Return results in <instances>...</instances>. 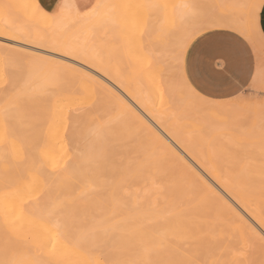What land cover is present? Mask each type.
I'll return each mask as SVG.
<instances>
[{
  "label": "snow or ice",
  "instance_id": "snow-or-ice-1",
  "mask_svg": "<svg viewBox=\"0 0 264 264\" xmlns=\"http://www.w3.org/2000/svg\"><path fill=\"white\" fill-rule=\"evenodd\" d=\"M13 9L24 15L12 19ZM217 30L230 33L256 62L246 87L226 99L206 93L188 72L197 45ZM121 41L130 56L142 54L140 63L153 78L181 93V113L149 111L136 98L153 120L202 117L205 126L219 121L231 133L225 138L224 178L242 191L259 184V233L232 219L231 205H221L200 176H178L144 149L127 162L108 149L111 124L139 114L100 88L87 102L76 85L96 79L92 68L110 76L105 56ZM28 45L61 58L34 54ZM226 70L227 64L220 75ZM65 109L87 117L90 152L74 181L42 184L46 173L60 169L41 147L43 135L26 133L44 124L51 135L50 120L66 133ZM30 154L40 168L29 166ZM0 176V264H257L240 259L257 243L264 264V0H62L51 16L30 3L0 5ZM89 220L92 226H83ZM234 237L238 245L229 251L237 258L216 259L224 241Z\"/></svg>",
  "mask_w": 264,
  "mask_h": 264
},
{
  "label": "rangeland",
  "instance_id": "rangeland-1",
  "mask_svg": "<svg viewBox=\"0 0 264 264\" xmlns=\"http://www.w3.org/2000/svg\"><path fill=\"white\" fill-rule=\"evenodd\" d=\"M162 2H166V3H168L169 5H172V4H176V3H179V2H181V0H162ZM197 2H199V3H204V4H212V3H216V4H219V3H228V2H230V0H197ZM28 4V3H30V4H33V0L31 1V0H0V5H2V4ZM39 4V3H38ZM42 8V7H41ZM46 11V10H45ZM168 11V14H169V16L171 17V15H172V8L171 7H169V9L167 10ZM47 13H53V12H55V9L53 10V11H46ZM22 15H24V10L23 9H13V16H12V18L13 19H15L17 16H22ZM41 28L43 29V25H41ZM48 31V30H47ZM231 36V34L230 33H228V32H226V31H224V30H217L213 35H209V37L207 38V39H205V40H203L200 44H198L197 45V47H196V49H195V51L193 52V54L189 57V60H188V72H189V74H190V76H192L193 78H195L196 79V82L200 85V87L201 88H203L204 89V91L206 92V93H210V94H212L214 97H217V98H219V99H226L227 98V95L229 94V93H233V92H235V90H236V88L237 87H240L241 89H243L244 87H246V85L244 84V81L248 78V75H249V73L250 72H255L256 71V62H255V59L254 58H249V55H248V53L243 49V47L241 46V45H239L235 40H233V38H230V40H225V38L226 37H230ZM232 37V36H231ZM120 43H122V41L120 42ZM114 44V45H112V46H110V49H109V52L107 53L108 54V56L109 57H107V55H106V59L107 58H110L111 60H108L107 59V61L105 60V63H108L107 65L109 66V68H110V70H112L114 67H115V65H117L119 68H118V71L117 72H119V70L121 71V70H123V68H121V67H124L125 68V70H123V72H120L121 74H122V76H120V73H118V75L120 76V77H122V79L124 78V76H125V79H123L124 80V82L122 81V79L121 78H118V79H121L120 81L121 82H123V83H121L122 85L124 84L125 85V83H129L130 84V82H132V84H130V86H135L137 83V86H142L143 88H142V90H145L146 89V82H147V80H151V82L153 83V85H154V89L156 88L155 86H157L159 89H161V86L162 85H164V83L163 84H160L161 82L159 81L160 79H159V77H156V78H152V76L150 75V70H147V67L146 66H143L141 63H140V60H139V56L138 55H141V53L139 54V52H137V61L134 59L135 57H136V55H134L135 57H133V55L132 56H129L128 54H129V52H128V49L123 45V43H122V45L121 44ZM28 47V46H27ZM29 48V47H28ZM123 49H124V51L125 52H127V53H124V51H123ZM30 50V49H29ZM123 52H122V51ZM31 51V50H30ZM32 53H33V51H31ZM40 52H42V56H44V54L46 55H48L49 56V54L48 53H50V52H46V51H40ZM40 52H37V53H40ZM124 55V57L127 59V60H129L128 62H127V64H128V66H126V60L124 59V57H123V55ZM10 55H17V53H10ZM46 55V56H47ZM224 55H227L228 56V60L227 61H225L224 59H222V57L224 56ZM45 56V57H46ZM47 56V57H48ZM50 56L52 57L53 56V58L55 57V59H60L61 58V56H59V55H56V54H51L50 53ZM122 56V57H121ZM117 57V58H116ZM122 59H121V58ZM132 58V59H129V58ZM114 58V59H113ZM119 58V59H118ZM66 59H68V58H66ZM123 59L125 60V61H123ZM109 61H111V62H109ZM115 61V62H114ZM135 61V62H134ZM68 62H70L71 63V60H70V58L68 59ZM132 62V63H131ZM78 63V62H77ZM110 63V64H109ZM114 63V64H113ZM119 65H118V64ZM133 63H136V64H134V68L131 66V65H133ZM114 66H113V65ZM225 64H227V70L226 71H224V74H223V76L222 75H220V73H221V71L224 69V66H225ZM106 65V64H105ZM105 65H103V67L106 69V67L108 68V66L106 65V67H105ZM112 66H113V68H112ZM146 68V70H145V68ZM109 68H108V70H109ZM126 68H127V73H126ZM94 69V68H93ZM85 70L86 71H89V69L87 68V66H85ZM96 70V69H95ZM107 70V71H108ZM143 71H145V72H147V73H145V72H143ZM232 71H239V73L240 74H238V75H232V74H230V72H232ZM101 72H103V71H101ZM100 72V74L101 75H103L104 76V73H101ZM132 72V73H131ZM144 73H145V75H144ZM99 74V75H100ZM131 75V76H130ZM94 76V75H93ZM134 76V77H133ZM102 77V76H101ZM105 77V80H106V78H110V77H106V76H104ZM151 79H150V78ZM96 78H98V77H96ZM132 79V80H129L128 81V79ZM103 79V80H102ZM102 79H100V81L98 80V79H95V81L92 83V81L91 82H86V83H88V84H86V88L84 89V90H82L81 89V92H82V98H84V97H86V98H84V99H86V100H88V101H90V100H95V98H96V93L94 92V91H91L90 90V88L92 87L93 89H95V88H100V86L98 87V84H99V82H101V84H103L102 86H105V87H107V89H109V90H111L112 91V93H115V94H117V93H119L118 95H120V96H122L123 94H122V92L119 90H113L111 87H110V84L107 82V81H105L104 80V78H102ZM146 79V80H145ZM109 80H111V78L109 79ZM125 80H126V82H125ZM135 80V81H134ZM158 80V82H160V83H156V85L154 84L155 82L154 81H157ZM107 82V83H106ZM164 82H167L166 80L164 81ZM94 84L95 83V85H97V86H91L90 84ZM169 84V83H168ZM167 83H165V85L167 86V89H166V91H169V92H172L171 94H173V93H175V94H178V97H180V99H181V93H180V91H179V89L178 88H176L175 86H171L170 85V89L171 90H169V88H168V85ZM87 85H90V86H87ZM164 85V86H165ZM120 86V85H119ZM165 86V87H166ZM121 87V86H120ZM148 87V86H147ZM163 87V86H162ZM173 87V88H172ZM88 88V89H87ZM141 88V87H140ZM158 88H156L157 90H159ZM164 88V87H163ZM162 88V89H163ZM92 89V90H93ZM121 90H123V88H120ZM155 89V91L153 90V92L151 91V97L152 98H154V101H155V104H156V101H157V105L158 106H160V107H157V105H156V108H160V109H164V108H166V109H164V110H168V109H170V108H167V107H170V105H168L169 103L171 104V107H172V109L171 110H173L174 108V112L176 111V112H183V110H181V109H179V107H181V103H177V95H176V97L177 98H175L174 100H173V96L170 94V95H168L169 94V92L168 93H166L165 92V94H164V96H166V98H164V96H163V107L161 108V103H160V93L161 92H163V90L161 91V90H159V91H157ZM88 90H90L91 92H88ZM84 91V92H83ZM106 91V90H105ZM157 91V92H156ZM121 92V93H120ZM158 92H160L159 93V95H158ZM112 94L111 92H102V94L105 96H107L108 94ZM164 93V92H163ZM117 95V96H118ZM168 95V96H167ZM180 95V96H179ZM159 96V97H158ZM172 96V97H171ZM123 97V96H122ZM168 97H171L172 98V100L170 99V98H168ZM168 98V99H167ZM166 99L168 100V101H166ZM179 99V100H180ZM178 100V102H181V100L179 101ZM174 101V102H173ZM91 102V101H90ZM168 102V103H167ZM174 106H176L177 105V107H174ZM176 104V105H175ZM178 108V109H177ZM67 110V109H66ZM66 113H67V115H66ZM64 115H66V119H67V125H68V123H69V127H68V132H66L65 133V131H64V129L63 130H60L59 131V129H61L62 128V126L60 125V123H57L56 125H57V130H55V132L53 131L54 129H55V126H54V128H53V125H55V123L56 122H58V121H54V120H50L48 123H49V125L51 126V129H52V132L51 133H53V134H55L54 136H55V140H56V142L54 141V140H50V138H54L53 136H52V134L51 135H49L48 134V125H45L44 126V135L46 134V136H45V139H43V140H45V144H47V147L45 148V145L43 146V143L44 142H42L41 144H42V146H43V149L45 150V149H48V150H50L49 152H48V150L46 151V152H48L51 156H52V158L53 157H55V158H57L56 156H53L54 154H57L58 152H57V150L59 151L60 149H62L63 148V150H60L59 151V153L60 154H58V159H57V161L58 162H56L57 164H58V166H59V169H61L60 171H62L65 167V172H67L66 171V169L69 171V170H71L72 172H73V169L72 168H74V166L76 167L77 165L79 166L80 165V163L81 164H83V166L85 165V162H83L82 163V161H81V159L83 160V158H81V159H79V153L81 152V157L84 155V153L83 152H85V151H88V150H86V149H90V147H91V144H89V143H92L90 140H86L85 139V137H86V134H87V130L85 129L86 128V126H85V124H84V126H83V122H84V120L85 121H87V119H85V118H87V117H85V118H82L81 117V119H79V120H77L79 123H76L77 121H75V124H73V126H72V121H71V123H70V119H68L71 115H70V112L67 110L65 113H64ZM70 115V116H69ZM72 115L73 116H71V117H76L77 115H75V114H73L72 113ZM75 115V116H74ZM69 116V117H68ZM70 117V118H71ZM77 118V117H76ZM80 118V117H79ZM192 119H194V120H197V118H195V117H191ZM72 119V118H71ZM84 119V120H83ZM125 119V120H124ZM124 119H122V120H120V121H115V122H113L112 124H111V126H116V125H118V124H127V122L128 121H126V116L124 117ZM200 119H202V118H200ZM200 119H198V120H200ZM254 119H257L258 120V114L254 117ZM74 120H76L75 118H74ZM124 120V121H123ZM122 121V122H121ZM126 121V122H125ZM116 122H118V123H116ZM119 122H121V123H119ZM196 122V121H195ZM199 123H201L202 124V120H200V121H198ZM74 123V122H73ZM130 123V122H129ZM128 123V124H129ZM204 123V122H203ZM52 124V125H51ZM115 124V125H114ZM127 124V125H128ZM41 125V127L43 126V124H40ZM127 125H121V127H124V130H122L121 132L123 133L124 131H126L127 133H129V129L132 131V134L131 133H129V134H125V135H127L128 137L129 136H131V137H129L130 139H120V140H118V139H116L117 137H116V135H115V133H112L113 131H116L113 127V131L111 132L110 130V132L112 133V134H114V137H116V138H112L111 136H109V135H107V141L108 142H111V143H109V144H111V145H115V143H117L115 146L113 145V147H114V149H113V147H112V149H111V146H110V149H111V151L113 150H117V149H119V151L122 149H124L123 151H125V153H127V155L125 154H123L124 155V158L127 160V157H128V155H129V157L130 156H133V155H135V151L133 152V150H137L139 147V149H145V151H146V148L147 147H150L151 146V143L147 140V137L145 136V132L141 129V130H139L140 129V127H138L137 125H135V124H133V123H130L129 125H128V127L129 126H131L129 129L127 128ZM203 126H204V128H205V125L204 124H202ZM70 126H72V127H70ZM82 126V127H81ZM111 126H110V128H111ZM40 126H39V128H41ZM83 127H85V128H83ZM135 127V128H134ZM139 129H138V128ZM213 127V128H212ZM212 129L210 128V127H207L206 126V129H210L211 130V132H215L213 135H216V134H224V135H222V137L224 136V138H223V140H225V138L226 137H228L229 136V134L231 135V133H229L228 134V132H226L225 130H223L222 128H221V126H220V122L218 121L216 124H214V125H212ZM38 128V127H37ZM72 128V129H71ZM116 128V127H115ZM35 129H36V127H35ZM43 129H41V131L43 130ZM135 129V130H134ZM214 129V130H213ZM71 132H70V131ZM72 130H74V131H72ZM134 130V131H133ZM213 130V131H212ZM30 131V130H29ZM28 131V132H29ZM33 131H34V129H33ZM32 131V132H33ZM39 131H40V129H39ZM62 131V132H61ZM77 131V135L79 134L78 132H81L80 134L82 135V137H80V139L79 138H76V139H71V134H72V132H76ZM118 131V130H117ZM37 132V138H39V136L41 137V135H39L38 136V134L40 133H38V131H36ZM42 132V133H43ZM59 132L61 133V135L59 134ZM208 131H206V135L204 134V133H201L200 134V136H202V137H204V135L206 136V138H208V136L210 135V133L208 132ZM220 132V133H219ZM222 132V133H221ZM30 133H31V131H30ZM34 133H35V131H34ZM107 133H108V129H107ZM117 133V132H116ZM125 133V132H124ZM29 134V133H28ZM36 134V133H35ZM68 134V135H67ZM79 134V135H80ZM111 134V135H112ZM203 134V135H202ZM207 134H209V135H207ZM30 135H32V136H34V134L32 133V134H30ZM43 135V134H42ZM44 135H43V137H44ZM70 135V136H69ZM122 135V134H121ZM124 135V134H123ZM64 136V137H63ZM211 136H212V134H211ZM211 136L208 138V139H211ZM226 136V137H225ZM36 137V136H35ZM46 137H47V139H46ZM76 137H78V136H76ZM221 137V136H220ZM220 137L217 135L215 138V140H217V142H218V140H220ZM222 137H221V140H222ZM68 138V139H67ZM70 138V139H69ZM124 138V137H123ZM127 138V137H126ZM218 138V139H217ZM58 139H60V140H58ZM77 139H78V141H80L79 142V144H78V141H77ZM132 140V141H131ZM215 140H213V142H215ZM222 140V141H223ZM53 141H54V147H53V145H52V143H53ZM60 141H62L61 142V144H60ZM70 141V142H69ZM75 141V142H74ZM83 141V142H82ZM89 141V142H88ZM119 141V142H118ZM128 141V142H127ZM131 141V142H130ZM226 141V140H225ZM224 141V143L222 144V142H220L219 141V143L218 144H220L222 147H225V142ZM52 142V143H51ZM73 142V143H72ZM88 142V143H87ZM108 142H107V145H108V149H109V144H108ZM127 142V143H126ZM217 142H215V143H217ZM113 143V144H112ZM125 143H126V145H125ZM148 143V144H147ZM72 144H78V146L76 147V146H74V145H72ZM85 144V145H84ZM55 145H57V146H55ZM66 145V146H65ZM68 145L70 146V145H72V146H74V148L75 149H73L72 148V146H70L69 147V149H68ZM86 145H87V147H86ZM41 146V147H42ZM82 146V147H81ZM89 146V147H88ZM121 148H120V147ZM128 146V147H127ZM139 146V147H138ZM60 147V148H59ZM84 147V148H83ZM117 147V148H116ZM138 147V148H137ZM142 147V148H141ZM53 148H55L56 150V152L54 151V154H53ZM59 148V149H58ZM77 148H79L78 149V151H79V153H78V151H77ZM116 148V149H115ZM155 148V147H154ZM159 148H161V147H158V146H156V148L154 149V151H153V153H155L156 155H157V151H158V149ZM109 149V150H110ZM157 149V150H156ZM70 150V151H69ZM128 152H127V151ZM156 150V151H155ZM160 150V149H159ZM163 149L161 148V151H162ZM72 151V152H71ZM83 151V152H82ZM118 151V150H117ZM62 152V153H61ZM68 152H69V154H68ZM74 152H75V154H74ZM122 152V151H121ZM130 152V153H129ZM157 152V153H156ZM218 152H221L220 150L218 151L217 150V153ZM53 155H52V154ZM71 153H72V155H71ZM76 153H78L77 155H76ZM88 153V152H87ZM86 152H85V157H84V159L87 157V154ZM115 153V152H114ZM118 154H119V152H117ZM124 153V152H123ZM162 153V152H161ZM161 153H159V155L160 156H158L159 158H160V160H162L164 163L166 162V163H168L169 165H167V166H169V168H171V169H173L174 171H176L175 170V167H176V169H177V166H178V164H177V161L175 162H173V157H171L170 158V155L169 154H167V155H169V156H166L165 155V152L163 151V155L161 154ZM216 153V157L215 158H219L220 156H219V154H217ZM75 156H74V155ZM117 154V155H118ZM122 154V153H121ZM222 154V153H221ZM34 155V154H33ZM33 155H29V158L30 157H32ZM69 155V156H68ZM223 155V154H222ZM221 155V156H222ZM35 156V155H34ZM76 157L77 156V158H75V160L77 161L78 159V161L77 162H79V164H77V162L75 163V160H73L74 159V157ZM119 156H122V155H120L119 154ZM162 156V157H161ZM218 156V157H217ZM73 157V158H72ZM123 157V156H122ZM128 157V158H129ZM167 157H169V158H167ZM67 158V159H66ZM166 158V159H165ZM222 158H224V157H221V159ZM32 159V158H31ZM35 159L37 160V162H39L38 161V158H36L35 157ZM66 159V160H65ZM34 160V159H33ZM32 160V161H33ZM55 160V159H54ZM62 160H63V162L65 163H63L62 162ZM71 160V161H70ZM86 160V159H85ZM125 160V162H127ZM168 162H167V161ZM170 160H172V161H170ZM217 160H219L220 161V159H217ZM224 160L225 159H223V161L222 162H224ZM28 161H30V159L28 160ZM73 161V162H72ZM81 161V162H80ZM84 161V160H83ZM170 161V162H169ZM36 162V163H37ZM45 162H47V161H45ZM68 162H70V163H68ZM71 162L72 163H74V166L72 167H68L67 168V166H69L68 164H70L71 165ZM221 162V167H223V163ZM29 163V162H28ZM32 163H34V162H32ZM31 163V164H32ZM40 163V162H39ZM30 164V165H31ZM35 164V163H34ZM37 165V166H36ZM63 165V166H62ZM166 165V164H165ZM224 165H226V164H224ZM40 166L41 165H38V163L37 164H35V167H39L40 168ZM166 166V167H167ZM81 168H83L82 167V165H81V167L79 166V168H78V170H77V168H75L74 170V172L73 173H76L77 171H81L82 169ZM223 168H226L227 169V167L225 166V167H223ZM50 170V171H49ZM48 170V172L50 173L51 172V169H49ZM63 170V171H64ZM194 170H196V169H194ZM58 172L56 175H50L49 174V180L51 181L52 179H51V177L52 178H58L59 176V180L61 181L62 179H63V177L64 176H62V178H61V175H65V177L64 178H67L68 179V177H69V179L71 178V177H73L74 176V178H75V175L76 174H73L72 175V172H71V174L68 176V174H69V172H68V174H64V172ZM80 171H79V173H80ZM59 173H62L61 175L59 174ZM78 173V172H77ZM177 173V172H176ZM197 173H198V171H197ZM14 172L12 173V175L9 177V180L11 181L12 179H14ZM199 174V173H198ZM48 175V174H47ZM51 176V177H50ZM53 176H55V177H53ZM67 176V177H66ZM78 176H79V174H78ZM45 177H47V176H45ZM77 177V176H76ZM53 179L51 182L50 181H48V179L47 178H45V179H47V182H50V183H48V184H50V185H52V184H57V183H55L56 182V180H57V182L59 181L58 179ZM61 178V179H60ZM73 178V180H69V182H72V181H74L75 179ZM63 180H65V179H63ZM62 180V181H63ZM66 181V180H65ZM4 178L2 177V176H0V191H2L3 190V188H4ZM43 182V181H42ZM45 182H46V180H45ZM46 182V183H47ZM257 185V186H256ZM255 186H252L251 188H249L250 190H252V189H254L253 191H255L256 193L258 192V196H261L260 194H259V192H260V187H259V184L257 183ZM256 187H258V188H256ZM257 189V190H256ZM260 199H261V197H260ZM35 207V206H34ZM36 207H38V206H36ZM36 209V208H35ZM36 210H39V209H36ZM37 212H39V211H37ZM89 222H90V224H89ZM83 226H86V227H91L92 226V221L91 220H89V221H87L86 222V224L85 225H83ZM252 228H255L254 226L252 227ZM255 230H256V232L257 233H259L258 232V229H256L255 228ZM228 241H231V240H228ZM228 241H224V243H226V248H224V250H226L227 251V249L229 248H231V247H233V245H230V243L228 242ZM233 242L235 241V240H232ZM236 242V241H235ZM234 242V244H236V243H238V241L235 243ZM232 243V242H231ZM224 246H225V244H224ZM229 246V247H228ZM231 246V247H230ZM237 246V245H236ZM236 246H234V248L236 247ZM60 246L58 245V248H59ZM228 247V248H227ZM224 250L223 251H217V258L216 259H221L222 257V259L221 260H223V261H230V260H232V258H237V257H232V256H234L235 254H232V253H234V252H229V250L227 251V253H229L228 254V257H224V255L226 254L225 252H224ZM251 250V251H250ZM248 251H250L251 252V254H250V256H248V257H251V256H253L254 254H256V255H254L255 256V259L257 260L258 258H259V261L261 260V258H262V256L260 255L261 254V252H260V250H259V247H258V245H256L255 247H253L252 249H249ZM247 251V252H248ZM223 253V256L221 257V255L220 254H222ZM225 253V254H224ZM253 253V254H252ZM247 254V253H246ZM218 255L220 256V257H218ZM227 255V254H226ZM248 255H249V253H248ZM260 255V256H259ZM230 256V257H229ZM256 256H257V258H256ZM246 257H247V255H246ZM241 258H243V259H246V260H252V261H256V260H254V258L252 259V257L249 259V258H245V257H240V259ZM225 259V260H224ZM259 261H256L257 262V264L259 263Z\"/></svg>",
  "mask_w": 264,
  "mask_h": 264
},
{
  "label": "bare ground",
  "instance_id": "bare-ground-1",
  "mask_svg": "<svg viewBox=\"0 0 264 264\" xmlns=\"http://www.w3.org/2000/svg\"><path fill=\"white\" fill-rule=\"evenodd\" d=\"M32 1V0H31ZM62 2V0L59 2V4L57 5V7L55 8V12L57 11V9H58V6L60 5V3ZM24 4V3H23ZM33 5L40 11V12H42V13H47L43 8H41V6L38 4V2H37V0H33ZM55 12H53V13H55ZM53 13H47L49 16H51ZM13 19V18H12ZM50 23V22H49ZM42 29V28H41ZM52 31H53V29H48V32H49V34H51L52 33ZM123 43V42H122ZM122 43H120L121 45H122ZM124 45V44H123ZM122 45V46H123ZM27 47V46H26ZM28 47H29V49L31 50V51H33V53L35 54V53H37V52H40V51H46V52H50L51 54H56V55H59V56H61V54L59 53V52H51L50 50H49V48H36V46L35 45H28ZM122 51V50H121ZM123 51H124V49H123ZM122 51V52H123ZM138 52V51H137ZM50 53H48L49 54V56H50ZM124 53H127V52H125L124 51ZM40 55H43L42 54V52H40L39 53ZM140 54V53H139ZM47 55V54H46ZM45 54H44V56H46ZM107 55V57H109L108 56V54H106ZM123 55V54H122ZM129 55V54H128ZM142 55V54H141ZM48 56V55H47ZM46 56V57H47ZM130 56V55H129ZM138 56H140V55H138ZM53 57V56H52ZM106 57V56H105ZM122 57V56H121ZM120 57V58H121ZM123 57H124V55H123ZM133 57H135L134 55H133ZM55 58V57H54ZM117 58V57H116ZM127 58V57H126ZM125 57H124V59L126 60V66H128V64H127V62L129 61V60H127ZM69 59V58H68ZM108 60H111L110 58H107ZM107 59L105 58V60L107 61ZM114 59V58H113ZM119 59V58H118ZM122 59V58H121ZM123 59V61H125ZM129 59H132L131 57L129 58ZM135 60L137 59V55H136V57L134 58ZM58 60V59H57ZM133 60V59H132ZM138 60V59H137ZM136 60V61H137ZM112 61V60H111ZM111 61H109V62H111ZM115 62V61H114ZM135 62V61H134ZM70 63V62H69ZM129 63V62H128ZM132 63V62H131ZM106 65L108 64V63H105ZM104 64V65H105ZM110 64V63H109ZM114 64V63H113ZM112 64V65H113ZM118 64V63H117ZM134 64H136V63H133V65H131L133 68L135 67L134 66ZM106 65H105V67H106ZM119 65V64H118ZM108 66V65H107ZM114 66V65H113ZM113 66H112V68H113ZM129 67V66H128ZM104 68V67H103ZM108 68H109V66H108ZM108 68L106 67V69L108 70ZM111 68V67H110ZM110 68H109V70H108V73L110 74V76H108V77H110L111 78V80H109L110 78H106V80H105V75L103 76V75H101L100 74V72L98 73L96 70H95V68L93 69H90V71H91V73H92V75H94V77H98V78H96V79H98L99 81H100V79H102V78H104V80L105 81H107L109 84H110V87L113 89V90H120L121 92H122V96H120V95H118L119 93H117L116 94V96L118 95V97H122L126 102H127V104L128 105H130L131 106V108L132 109H134L135 110V113H138L139 114V118L137 117V115H135V114H133V113H129V114H127L126 115V121H128L127 122V124L130 122V123H133V124H135V125H137L138 127H140V129L139 130H143L144 132H145V136L147 137V140L151 143V146L150 147H147L146 148V151L147 152H149V153H153V151H154V149L156 148V146H158V147H161L163 150L161 151V148H157L158 149V153H157V157L158 156H160L159 155V153H161L162 155H163V151L165 152V155L166 156H169L170 155V158L171 157H173V162L176 160L177 161V164H178V166H177V169H176V167H175V172H177V175L178 176H188L189 177V179H192V178H194V176H200L205 182H206V184L213 190V194L215 195V197L219 200V202L221 203V205H231V208H230V215H231V218L232 219H234V220H237V221H240L241 223H247V225H249V226H251V227H255L256 229H258V232H260L261 231V228H262V225H260V223H259V204H260V202H261V199H260V197L261 196H258L257 194H258V192L256 193L255 191H253L254 189H252V190H250L249 188L248 189H246V190H241L238 186H236L235 184H233L232 182H230V181H227L224 177L227 175V169L226 168H223V167H225L226 165H224V164H226V162H225V160H224V162H222L223 161V159L224 158H222L221 159V157H224V149H225V147H222L220 144H218L219 143V141L220 142H222V144L224 143V141L225 140H223V138H224V136L222 137V135H224V134H216V135H213L215 132H211V130L208 128V129H206V126H205V128H204V126L202 125V124H204L203 122V118L202 119H200V120H202L203 122H202V124L201 123H199L198 121H200V120H194V119H192L191 117L190 118H188V119H185V120H183V121H178L177 119H175V118H173V119H165L164 121H163V123H161V122H158V121H155V120H153L152 118H151V116L149 115V111H151V110H155V111H157V112H160V111H163L164 109H166V108H164V109H158V108H156V105H157V101H156V104H155V101H154V98H152L151 97V91L153 92V90L155 91V89L156 88H158L157 86H155L156 88L154 89V85H153V83L151 82V80H147V82H146V89L145 90H142V86H137V84L135 85V86H130V84H132V82H130V84L129 83H125V85L123 84H121V83H123L124 82V80L123 79H125V76H124V78L122 79V74L120 73V72H123V70H125V68L124 67H121V68H123V70H119V72H117L118 71V66L117 65H115V67L112 69V70H110ZM145 68V67H144ZM145 70H146V68H145ZM147 70H149V69H147ZM146 70V71H147ZM143 72H145V71H143ZM101 73H103V72H101ZM118 73H120V76H122V77H120L119 75H118ZM126 73H127V68H126ZM132 73V72H131ZM145 73H147V72H145ZM145 73H144V75H145ZM100 74V75H99ZM102 76V77H101ZM131 76V75H130ZM107 77V76H106ZM134 77V76H133ZM118 78H121L122 79V81L123 82H121L120 80L121 79H118ZM150 78V77H149ZM153 78V77H152ZM133 79V78H132ZM131 78L130 79H128V81L129 80H132ZM151 79V78H150ZM103 80V79H102ZM146 80V79H145ZM95 81V80H94ZM94 81H92V83L94 82ZM135 81V80H134ZM160 81V80H159ZM167 81V80H166ZM102 82V81H101ZM101 82H99V84H98V87L100 86V89H101V91L102 92H111L112 93V91L111 90H109V89H107V87H105V86H102L103 84H101ZM106 82V83H107ZM125 82H126V80H125ZM155 83V85H156V83H160V82H158V80L157 81H154ZM165 83H167L168 84V81L167 82H164V85H165ZM86 84H88V83H83V84H77L76 86L77 87H79L80 89H82V90H84L86 87ZM90 84V83H89ZM161 84V83H160ZM91 86H94L95 85V83L92 85V84H90ZM90 85H87V86H90ZM121 87H120V86ZM164 85H162L161 86V89L163 90V92H164V94H165V92L166 93H168L169 91H166V89H167V86L165 87ZM169 86H168V88L170 87V84H168ZM95 86H97V85H95ZM148 86V87H147ZM172 86V85H171ZM120 88H123V90H121ZM173 88V87H172ZM88 89V88H87ZM93 88L91 87L90 88V90L91 91H93L92 90ZM159 89V88H158ZM161 89H159V90H161ZM90 90H88V92H91ZM106 90V91H105ZM157 90V89H156ZM159 90H157V91H159ZM161 90V91H162ZM169 90H171L170 88H169ZM156 91V92H157ZM84 92V91H83ZM120 92V93H121ZM131 93V94H130ZM159 93L160 92H158V95H159ZM172 92H169V94L168 95H170ZM113 94V93H112ZM112 94H108L107 96H111ZM83 95V94H82ZM166 95V94H165ZM167 95V96H168ZM172 96H173V100L175 99V98H177L178 97V94H175V93H173V94H171ZM176 95H177V97H176ZM106 96V95H105ZM171 96V97H172ZM180 96V95H179ZM159 97V96H158ZM171 97H168V98H170L171 100H172V98ZM84 98H86V97H84ZM83 98V99H84ZM136 98H138L139 99V101L143 104V105H146V107H147V109L149 110V111H145V109L143 108V107H141V104H139V103H137V99ZM164 98H166V96H164ZM167 98V99H168ZM96 99V98H95ZM166 99V101H168ZM180 99V97H178L177 98V103H181V102H178V100ZM86 100V99H85ZM89 100V99H88ZM88 100H86L87 102H90V101H92V100H90V101H88ZM181 100V99H180ZM179 100V101H180ZM174 102V101H173ZM168 103V102H167ZM168 105H170V107H167V108H170V109H168L167 111L169 112V113H172V112H174L173 110L175 109H173V110H171L172 109V107H171V104L169 103ZM173 105V104H172ZM176 105V104H175ZM174 106V105H173ZM157 107H160V106H158L157 105ZM163 107V106H162ZM161 107V108H162ZM174 107H177V105L176 106H174ZM121 108H123V105H121ZM178 109V108H177ZM179 109H181V110H183L182 109V107H179ZM67 110L65 109V112H66ZM176 112V111H175ZM178 113V112H177ZM180 113V112H179ZM74 114V113H73ZM66 115H67V113H66ZM66 115H65V117H66ZM70 115L71 116H73L72 115V113H70ZM69 115V116H70ZM68 116V117H69ZM70 116V117H71ZM75 116V115H74ZM68 118V119H70V123H71V121H72V126H73V124H75V121H77V120H79V119H81V117L79 118V116H76V117H71V118ZM74 118L76 119V120H74ZM82 118H85V117H82ZM85 119H87V118H85ZM84 120V119H83ZM122 120V119H121ZM125 120V119H124ZM123 120V121H124ZM67 121V119L65 120V122ZM85 121V120H84ZM120 121V120H119ZM125 121V122H126ZM196 121V122H195ZM74 122V123H73ZM115 122V121H114ZM122 122V121H121ZM121 122H119V123H121ZM57 123H59V122H56L55 123V125H53V128H54V126H55V129L53 130L54 132H55V130H57ZM67 123V122H66ZM76 123H79L78 121L76 122ZM116 123H118V122H116ZM129 123V124H130ZM57 124V125H56ZM84 124L85 123H83V126H84ZM126 123L125 124H118V125H116L115 127L114 126H111V128L109 127L108 128V133H107V135H109V136H113L112 138H116V139H118V140H120V139H130L129 137H131V136H127V135H125V134H129V133H131L132 134V131L129 129L131 126H129L128 127V125H127ZM52 125V124H51ZM115 125V124H114ZM121 125H127V128L129 129V133H127L126 131H124L123 133L121 132L122 130H124V127H121ZM205 125V124H204ZM39 126L41 127V125H37L36 126V129H35V127L33 128L34 129V131H35V133H34V131H33V129H31L30 131H31V133H30V131L29 132H27L26 134L27 135H30V134H34V137L36 136L37 137V132L36 131H38V136L39 135H41L42 136V134L44 135V124H43V126L41 127V128H39ZM72 126H70V127H72ZM85 126H86V124H85ZM38 127V128H37ZM46 127V126H45ZM68 127H69V123H68ZM82 127V126H81ZM116 130V131H113L112 129L113 128ZM126 127V126H125ZM208 127V126H207ZM212 127V126H211ZM210 127V128H211ZM83 128H85V127H83ZM135 128V127H134ZM213 128V127H212ZM211 128V129H212ZM39 129H40V131H39ZM41 129H43L42 131H41ZM72 129V128H71ZM86 129V128H85ZM60 130H63V127L61 128V129H59V131ZM112 132V133H115V135H116V137H114V134H112L110 131ZM135 130V129H134ZM133 130V131H134ZM214 130V129H213ZM212 130V131H213ZM33 131V132H32ZM70 131V130H69ZM72 131H74V130H72ZM206 131H208L209 133H210V135L209 134H207V135H209L208 136V138L211 136V134H212V136H211V139H208V138H206ZM43 132V133H42ZM62 132V131H61ZM68 132V131H67ZM71 132V131H70ZM82 132V131H81ZM81 132H78L79 134L81 133ZM117 132V133H116ZM207 132V133H208ZM29 133V134H28ZM201 133H204L205 135H204V137H202V136H200V134ZM220 133V132H219ZM222 133V132H221ZM52 134V136L54 137V138H50V140L52 141V140H54L55 142H56V140H55V134H53V133H51ZM59 134L61 135V133L59 132ZM77 135V131L74 133V132H72V134H71V139H76V138H79L80 139V137H82V135L80 134V135ZM112 134V135H111ZM122 134V135H121ZM124 134V135H123ZM229 134V133H228ZM55 135V136H54ZM68 135V134H67ZM203 135V134H202ZM221 136L222 137V140H221V137H220V140H218V142H217V140H215L216 138V136ZM230 135V134H229ZM30 136H32V135H30ZM45 136H46V134L44 135V139H45ZM70 136V135H69ZM76 136H78V137H76ZM64 137V136H63ZM124 137V138H123ZM127 137V138H126ZM226 137V136H225ZM39 138H40V136H39ZM120 138V139H119ZM132 138V137H131ZM46 139H47V137H46ZM68 139V138H67ZM70 139V138H69ZM218 139V138H217ZM48 140V139H47ZM58 140H60V139H58ZM108 140V139H107ZM213 140H215V142H217V143H215V142H213ZM54 141H53V143H52V145H53V147H54ZM77 141H78V139H77ZM81 141V140H80ZM80 141H78V144H79V142ZM132 141V140H131ZM130 141V142H131ZM42 142H44L43 143V146L45 145V148L47 147V144H45L46 142H45V140H42ZM41 142V143H42ZM61 142L62 141H60V144H61ZM70 142V141H69ZM75 142V141H74ZM83 142V141H82ZM89 142V141H88ZM87 142V143H88ZM108 142V141H107ZM119 142V141H118ZM128 142V141H127ZM126 142V143H127ZM226 142V141H225ZM73 143V142H72ZM109 143H111V142H108V144ZM126 143H125V145H126ZM78 144H72V145H74V146H78ZM89 144H91V143H89ZM113 144V143H112ZM117 143H115V145H116ZM148 144V143H147ZM72 145H70V146H72ZM85 145V144H84ZM114 145V144H113ZM113 145H111V144H109V149H110V146H111V149H112V147H113ZM114 145V146H115ZM41 146H42V144H41ZM43 146H42V148H43ZM55 146H57V145H55ZM66 146V145H65ZM69 145H68V149H69V147H70ZM74 146H72V148L73 149H75L74 148ZM82 147V146H81ZM86 147H87V145H86ZM89 147V146H88ZM107 147H108V145H107ZM120 147V146H119ZM128 147V146H127ZM139 147V146H138ZM137 147V148H138ZM155 147V148H154ZM60 148V147H59ZM58 148V149H59ZM71 148V147H70ZM84 148V147H83ZM117 148V147H116ZM115 148V149H116ZM121 148V147H120ZM140 148V147H139ZM138 148V149H139ZM142 148V147H141ZM54 150L52 151L53 152V154H54V151L56 150L55 148H53ZM78 149L79 148H77V151H78ZM111 149H110V151H111ZM113 149H114V147H113ZM156 149V150H157ZM48 149H45V151H47ZM60 150H63V148L62 149H60ZM59 150V151H60ZM86 150H88V151H85L87 154H89V152H90V149H86ZM118 150V151H117ZM117 150H112V152H115L116 154H118L117 152H119V154L120 155H122L123 157H124V155L126 154L127 155V153H125V151H123L122 149L119 151V149H117ZM145 150V149H144ZM155 150V151H156ZM217 150L219 151H221V152H218L217 153ZM50 150H48V152H49ZM59 151L57 150V154H52L53 156H56L57 158H55V157H53V159H55V162H58L57 161V159H58V154H60L59 153ZM70 151V150H69ZM122 151V152H121ZM127 151V150H126ZM129 151V150H128ZM127 151V152H128ZM135 150H133V152H134ZM47 152V153H48ZM51 152V151H50ZM72 152V151H71ZM83 152V151H82ZM85 152H83L84 153V157L86 156L85 155ZM124 152V153H123ZM62 153V152H61ZM78 153H79V151H78ZM78 153H76V155L78 154ZM122 153V154H121ZM130 153V152H129ZM216 153L217 154H219V158H215L216 156ZM223 155H222V154ZM68 154H69V152H68ZM74 154H75V152H74ZM73 154V155H74ZM81 152L79 153V159H81V158H83V160L81 159V161H82V163L83 162H85V159L87 158H85L84 159V157L82 156L81 157ZM119 154H118V156H119ZM124 154V155H123ZM167 154H169V155H167ZM30 155H33V154H30ZM71 155H72V153H71ZM222 155V156H221ZM69 156V155H68ZM75 156V155H74ZM73 156V157H74ZM88 156V155H87ZM52 157V156H51ZM72 157V158H73ZM128 157H129V155H128ZM128 157H127V159H128ZM162 157V156H161ZM218 157V156H217ZM32 158V159H31ZM75 158H77V156L76 157H74V159L73 160H75ZM159 158V157H158ZM167 158H169V157H167ZM169 158V159H170ZM30 159V161H28L29 163V166H32L34 163L35 164H37L38 163V165H41V161L38 159V161L40 162H37V160L35 159V156L33 155L32 157H30L29 158ZM34 159V160H33ZM67 159V158H66ZM65 159V160H66ZM78 159V160H79ZM160 159V158H159ZM166 159V158H165ZM217 159H220V161L219 160H217ZM33 160V161H32ZM77 160V161H78ZM126 160V159H125ZM172 160H170V161H172ZM222 160V161H221ZM71 161V160H70ZM76 160H75V163L77 162ZM80 161V162H81ZM127 161V160H126ZM167 161V160H166ZM169 161V162H170ZM175 161V162H176ZM32 162H34V163H32ZM37 162V163H36ZM62 162H63V160H62ZM73 162V161H72ZM71 162V165L70 164H68L69 166H67V168L68 167H71L72 165L74 166V163H72ZM168 162V161H167ZM221 162L223 163V167H221L222 165H221ZM32 163V164H31ZM45 163H47V162H45ZM64 163V162H63ZM68 163H70V162H68ZM31 164V165H30ZM65 164V163H64ZM77 164H79V162H77ZM165 164H166V166L167 165H169L168 163H166L165 162ZM81 165H82V167H84L83 166V164H81L80 163V167H81ZM221 165V166H220ZM37 166V165H36ZM63 166V165H62ZM72 166V167H73ZM79 166L77 165L76 167L74 166V168H72L73 169V172L75 171L74 169L75 168H77V170H78V168H79ZM168 168H169V166H167ZM227 167V166H226ZM36 168H39V167H36ZM66 168V167H65ZM64 168V169H65ZM50 169V168H49ZM48 169V170H49ZM63 169V170H64ZM82 169V168H81ZM171 169V168H170ZM194 169H196V170H194ZM61 170V169H60ZM60 171V172H64V174L66 173V174H68V172H69V174H68V176L71 174V170H67L66 169V171L67 172H65V170L64 171ZM50 171V170H49ZM71 171V172H70ZM80 171V170H79ZM79 171H77L76 173H73L72 172V175L73 174H76L75 175V178H76V176H78V174L80 175V173H81V171H80V173H79ZM197 171H198V173H197ZM48 173H46L45 174V176H47V177H45V178H47L48 179V181H50L49 179V174L47 175ZM60 175L62 174V173H59ZM56 175V174H55ZM14 176H15V174H14ZM62 176H64L65 177V175H61V178H62ZM51 177V176H50ZM53 177H55V176H53ZM60 177V176H59ZM59 177L57 178L58 180H59ZM63 177V179H65L67 182H69V180L71 179V180H73V178H74V176L73 177H71L70 179H69V177H68V179L67 178H64ZM67 177V176H66ZM55 178V179H56ZM60 178V179H61ZM74 178V179H75ZM47 179H44L43 180V182H42V184L45 182V180H46V182H47ZM51 179L53 180L54 178H52L51 177ZM54 179V180H55ZM62 179V180H63ZM51 180V181H52ZM53 180V181H54ZM61 180V181H62ZM65 180H63V181H65ZM50 181V182H51ZM60 180L57 182V180H56V182L55 183H59V182H61ZM50 182H47V183H50ZM4 183V182H3ZM52 185H54V184H52ZM255 186V185H254ZM257 186V185H256ZM1 188V187H0ZM256 188H258V187H256ZM257 190V189H256ZM260 190V189H259ZM259 194H260V192H259ZM261 195V194H260ZM35 208L36 209H39V207H36L35 206ZM35 209V210H36ZM36 211H39V210H36ZM89 224H90V222H89ZM238 239L239 238H232L231 239V241H228L229 243H230V245H233V247H231V248H234V246H236V245H238V243H236L237 241H238ZM232 240H235L234 242L236 243V244H234V242L232 241ZM226 242V241H225ZM232 242V243H231ZM225 244V246H224V248H226V243H224ZM256 245H258V243L256 244ZM229 247V246H228ZM227 247V248H228ZM258 247H259V245H258ZM229 250V248L227 249V251ZM226 250H224V252H225ZM227 251L224 253L225 255H224V257L226 258V257H228V254L229 253H227ZM251 251V250H250ZM250 251H248L247 252V257L245 256V258H251L252 257V259L254 258V260H256L255 259V256L254 255H256V254H254L253 256H251V257H248V256H250V254H251V252ZM219 252V251H218ZM230 252V251H229ZM232 252V251H231ZM248 253H249V255H248ZM218 253H216V255H217ZM232 254H234V253H232ZM253 254V253H252ZM221 255V257L223 256V253L222 254H220ZM261 255V254H260ZM259 255V256H260ZM216 258H217V256H215ZM218 257H220L219 255H218ZM230 257V256H229ZM232 257H235V255L234 256H232ZM223 258V257H222ZM221 258V259H222ZM256 258H257V256H256ZM219 259V258H218ZM232 259H235V258H232ZM241 259H243V258H241ZM225 260V259H224ZM229 261V260H228ZM256 261H259V258L256 260ZM259 264V263H258Z\"/></svg>",
  "mask_w": 264,
  "mask_h": 264
},
{
  "label": "crops",
  "instance_id": "crops-1",
  "mask_svg": "<svg viewBox=\"0 0 264 264\" xmlns=\"http://www.w3.org/2000/svg\"><path fill=\"white\" fill-rule=\"evenodd\" d=\"M61 0H37V2L39 3V5L46 11H53L57 5L59 4ZM214 33H212L211 35H213ZM230 37H226L225 40H230ZM230 74L232 75H238L240 74L239 71H232L230 72Z\"/></svg>",
  "mask_w": 264,
  "mask_h": 264
}]
</instances>
